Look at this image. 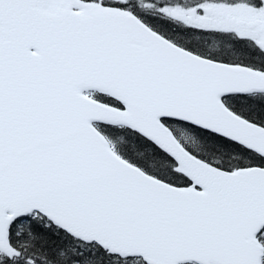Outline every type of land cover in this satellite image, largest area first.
I'll list each match as a JSON object with an SVG mask.
<instances>
[{"label": "snow or ice", "instance_id": "obj_1", "mask_svg": "<svg viewBox=\"0 0 264 264\" xmlns=\"http://www.w3.org/2000/svg\"><path fill=\"white\" fill-rule=\"evenodd\" d=\"M0 264H264V0H0Z\"/></svg>", "mask_w": 264, "mask_h": 264}]
</instances>
